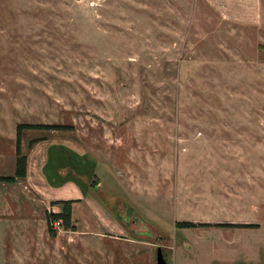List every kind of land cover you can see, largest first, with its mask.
<instances>
[{"label":"rangeland","instance_id":"obj_1","mask_svg":"<svg viewBox=\"0 0 264 264\" xmlns=\"http://www.w3.org/2000/svg\"><path fill=\"white\" fill-rule=\"evenodd\" d=\"M219 1L0 0V174L59 124L20 152L95 200L0 223V264H264V0Z\"/></svg>","mask_w":264,"mask_h":264},{"label":"crops","instance_id":"obj_2","mask_svg":"<svg viewBox=\"0 0 264 264\" xmlns=\"http://www.w3.org/2000/svg\"><path fill=\"white\" fill-rule=\"evenodd\" d=\"M206 1L213 5V2L217 0ZM236 1L234 4L233 0H222L214 6L218 9L226 10L223 14L235 19L236 17H248L252 15L254 7H257V0H244L243 5L241 3L243 0ZM246 2L251 4V12L248 11L245 5ZM241 7L244 8V11ZM240 10L242 13L239 12ZM31 138L41 139L28 146V140ZM24 142L26 151L24 152L23 149L24 153L22 154L26 157L25 176L17 178L13 182H0L1 224H10L13 219L17 218L20 223L28 224V218L31 217L32 213L37 212L38 209H40L41 222L45 224V211H57L61 208L60 203H50V201L75 200L71 202V214H74V206L78 207V205L95 201L89 196L84 195L72 180L64 181L58 186H51L46 180L43 167H45L47 162V151L50 147L65 145V143L53 141L49 134L32 135L30 138H26ZM21 147L22 143L20 141Z\"/></svg>","mask_w":264,"mask_h":264},{"label":"trees","instance_id":"obj_3","mask_svg":"<svg viewBox=\"0 0 264 264\" xmlns=\"http://www.w3.org/2000/svg\"><path fill=\"white\" fill-rule=\"evenodd\" d=\"M59 124H44V123H28V122H19L15 125L14 130V168L13 173L11 175H0V182H13L17 178H23L25 176V167H26V157L24 154L20 152V141H21V131L24 129H47V128H61ZM41 138H31L28 140L27 145L30 146L35 141L40 140ZM63 146V145H58ZM52 149V148H51ZM54 149V148H53ZM50 151V150H49ZM47 151V162L45 167H43V172L45 173L46 180L48 181L49 185L55 186L61 183V180L57 179V172L60 169L59 166H55L54 157H52V164L49 162V157ZM57 179V180H56ZM72 199L67 200H56V201H50V203L58 202L61 204V208L57 211L48 210L45 212V221L47 230L53 231L54 229L51 227L50 222L54 219H60V223L64 227H68V225L71 224L70 220V212L71 207L70 203ZM195 223L192 220L187 219H181V220H175L174 225L176 227H187V226H193ZM196 224H209V222L200 221ZM214 224V223H210ZM216 225H236V226H254V223L249 222H215Z\"/></svg>","mask_w":264,"mask_h":264},{"label":"water","instance_id":"obj_4","mask_svg":"<svg viewBox=\"0 0 264 264\" xmlns=\"http://www.w3.org/2000/svg\"><path fill=\"white\" fill-rule=\"evenodd\" d=\"M155 264H166L164 256L161 252V248L159 246H156L155 249Z\"/></svg>","mask_w":264,"mask_h":264},{"label":"built area","instance_id":"obj_5","mask_svg":"<svg viewBox=\"0 0 264 264\" xmlns=\"http://www.w3.org/2000/svg\"><path fill=\"white\" fill-rule=\"evenodd\" d=\"M50 225L53 229H59L61 226L60 219H54L50 222Z\"/></svg>","mask_w":264,"mask_h":264}]
</instances>
